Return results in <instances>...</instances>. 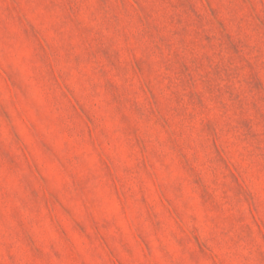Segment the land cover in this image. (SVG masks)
Returning a JSON list of instances; mask_svg holds the SVG:
<instances>
[{"label":"rangeland","instance_id":"1","mask_svg":"<svg viewBox=\"0 0 264 264\" xmlns=\"http://www.w3.org/2000/svg\"><path fill=\"white\" fill-rule=\"evenodd\" d=\"M0 264H264V0H0Z\"/></svg>","mask_w":264,"mask_h":264}]
</instances>
